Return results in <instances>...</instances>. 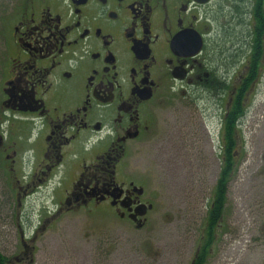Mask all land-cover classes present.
Instances as JSON below:
<instances>
[{"label":"flooded vegetation","instance_id":"obj_1","mask_svg":"<svg viewBox=\"0 0 264 264\" xmlns=\"http://www.w3.org/2000/svg\"><path fill=\"white\" fill-rule=\"evenodd\" d=\"M260 94L264 0H0V186L16 193L15 207L29 193L65 186L55 213L104 207L143 228L153 206L123 161L157 141L174 98L184 154L217 138L214 190L224 169L229 190L244 118ZM198 117L213 124L202 130ZM259 176L262 219L251 221L248 251L264 248V149ZM215 205L212 198L177 264H232L240 220L223 214L209 224ZM13 221L5 211L0 231ZM19 228L15 254L5 256L6 243L0 264H34L37 238L27 241Z\"/></svg>","mask_w":264,"mask_h":264},{"label":"rangeland","instance_id":"obj_2","mask_svg":"<svg viewBox=\"0 0 264 264\" xmlns=\"http://www.w3.org/2000/svg\"><path fill=\"white\" fill-rule=\"evenodd\" d=\"M263 98L260 94L250 104L244 118L241 163L224 211L240 220L232 227V264L264 262V248L246 249L251 242V221L262 219L259 175L264 137L259 131L264 130ZM162 119L166 127H160L157 141L143 148L139 144L140 156L123 161L124 175L134 178L143 189L142 202L153 206L143 228L104 207L67 210L64 206L62 213H55L56 204L65 200V191L59 190L65 186L29 193L22 197L21 208L14 206L16 193L0 186V215L6 211L14 217L12 229L0 231V252L6 254L4 245L8 243L10 252L5 256L15 254L12 249L20 243L22 226L27 241L37 238L34 264H177L181 249L194 246L196 232L207 219L220 168L219 142L212 138L205 148L197 146L201 149H195L196 156L189 157L184 154L177 98L168 101ZM196 124L205 130L213 122L198 117ZM47 207L53 210L51 215Z\"/></svg>","mask_w":264,"mask_h":264},{"label":"trees","instance_id":"obj_3","mask_svg":"<svg viewBox=\"0 0 264 264\" xmlns=\"http://www.w3.org/2000/svg\"><path fill=\"white\" fill-rule=\"evenodd\" d=\"M233 144H235V141H233ZM225 177H226V170L224 169L221 174V180L219 181L213 193V198H215L216 205L209 212V218H208L209 224L211 221L212 225L214 224V220L219 219L220 216H222L225 211V203L227 201V193H228V187L226 185L227 181L225 180ZM3 262H5V259L3 255L0 253V263Z\"/></svg>","mask_w":264,"mask_h":264},{"label":"water","instance_id":"obj_4","mask_svg":"<svg viewBox=\"0 0 264 264\" xmlns=\"http://www.w3.org/2000/svg\"><path fill=\"white\" fill-rule=\"evenodd\" d=\"M136 191H137V189H136ZM141 207L146 208L145 206H141ZM146 212H147V211H146ZM146 212H143V213L139 214V216H141V217L145 216V215H146ZM131 219H132L134 222H136V221H135L136 217H131ZM137 228L140 229V228H141V225H140V224L137 225Z\"/></svg>","mask_w":264,"mask_h":264}]
</instances>
